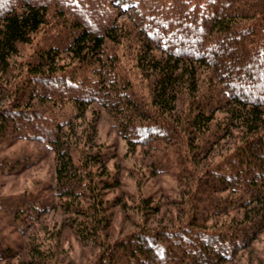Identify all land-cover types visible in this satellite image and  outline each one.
Masks as SVG:
<instances>
[{
  "label": "trees",
  "instance_id": "obj_1",
  "mask_svg": "<svg viewBox=\"0 0 264 264\" xmlns=\"http://www.w3.org/2000/svg\"><path fill=\"white\" fill-rule=\"evenodd\" d=\"M133 1L137 9L135 27L145 36V45L136 55V65L149 79L150 104L158 115L157 125L134 126L133 140L146 143L172 134L173 124L161 118L163 113L171 115L174 112L183 92L193 95L194 111L186 115L188 128L193 129L190 134L202 135L209 131L212 117L208 112L230 105L226 109L227 119L241 129L245 139L231 152L227 165L215 169L206 179L202 177L200 184L189 189L191 195L196 194L194 200L197 203L187 222L176 228L133 231L105 243L94 264L228 262L264 228V0ZM200 2L204 3L201 11ZM110 4L111 0H0V97L7 98L0 106V144L9 141L11 131L17 135L34 132L30 135L45 141L54 150L55 195L62 200L63 211L71 214L69 224L83 238L94 240L108 222L104 190L115 186L117 177L102 172L105 159L97 151L81 154L80 163H88L90 168H79L81 166L72 158V149L67 146L68 136L60 140L65 124L57 121L55 125L42 128L38 120L47 117L30 106L33 100L46 101L44 112L49 115L56 100L48 92V86L50 90L63 93L68 91L63 90V86L75 87L73 80L58 76L55 67H47L51 62L55 64L61 50L67 52L70 59L91 61L106 70L118 68L116 55H109L106 43H121L120 29L125 25L113 20ZM51 7L71 16L62 20V29L70 32L69 40L62 47L48 46L40 51L37 61L26 64L28 74L8 84L5 71L12 56L17 54L19 45L28 43L32 35L49 22ZM87 23L93 28L86 26ZM152 42L164 55L157 56L150 51ZM234 63L243 65L240 70L235 66L230 69ZM203 65L214 71L221 83L224 101L217 99L210 103L211 98L194 101V95L199 91L197 71ZM116 79H98L100 99L92 90L88 92L90 94L74 96L75 106L79 108L81 104L97 100L114 110L132 108L138 112L136 100L127 93L124 82L118 83ZM39 86H47L45 93L38 90ZM256 88L258 92L252 94ZM34 122L37 127L23 130ZM93 166L98 174L92 171ZM224 168L229 172L221 171ZM83 188L87 193L85 205L79 201ZM217 191L228 193L217 197ZM151 202L150 197H143L139 208H157ZM199 202H204L203 208L199 207ZM229 208L242 211L239 215L235 211L229 221L220 220L217 226L219 220L214 219L215 216L226 215ZM208 222H211L210 226H207ZM12 250L9 245L0 244V259L10 256ZM48 259L50 257L40 247L30 248L32 264H49Z\"/></svg>",
  "mask_w": 264,
  "mask_h": 264
},
{
  "label": "rangeland",
  "instance_id": "obj_2",
  "mask_svg": "<svg viewBox=\"0 0 264 264\" xmlns=\"http://www.w3.org/2000/svg\"><path fill=\"white\" fill-rule=\"evenodd\" d=\"M110 5L114 11L113 20L125 25L120 29L121 43H106L109 55H116L118 68L106 70L91 61L70 59L68 53L61 50L55 64L51 62L47 67H55L56 74L63 79L73 80L75 87L63 86V90H68L63 93L57 89L50 90L48 86V92L56 100L50 116L44 112L48 102L33 100L30 106L47 117L38 120L42 128L55 125L57 121L65 124L60 140L68 136L67 146L72 149V158L82 170L85 167L89 169L90 165L80 163L81 154L90 151L103 154L105 168L102 166L100 172L103 168V173L109 172L117 177V184L103 193L107 200V225L97 232L98 240L79 235L77 229L69 224L71 214L63 211L62 200L55 195L54 150L38 137L17 135L11 131L9 141L0 144V244L9 245L13 250L10 256L0 259V264H32L30 248L36 246L50 257L49 264H94L102 245L109 241L123 238L133 231L162 230L183 225L197 203L194 200L196 194L191 195L192 190L189 189L196 187L202 177H207L203 173L209 175L227 165L231 152L245 139L241 136V129L227 119L226 109L230 105L208 112L212 117L209 131L202 135L190 134L193 129L188 128L186 115L194 111L193 95L183 92L174 112L171 115L163 113L164 117L161 118L173 124L175 129L172 134L146 143L135 142L133 127L157 125L158 116L150 104L149 79L136 65V55L145 45V36L135 27V1L111 0ZM202 5L204 3L200 2V11ZM48 14L49 22L41 26L28 43L19 45L17 54L12 56L10 66L5 71L8 84L28 74L26 64L37 61L40 51L48 49V46L62 47L69 40L70 32L62 29V20L71 16L58 13L55 7L49 8ZM86 26L93 28L89 23ZM149 45L155 55H164L155 43ZM241 64L234 63L229 68L235 66L240 70ZM197 72L199 91L194 95V101L208 98H211L210 103H215L217 99L224 101L221 83L217 81L212 68L203 65L198 67ZM106 77H115L118 83L124 82L125 90L136 100L138 112L132 108L114 110L97 100L81 104L79 108L75 106L74 96L80 97L92 90L100 99L97 80ZM38 90L45 93L47 86H39ZM257 92L258 88L251 91L252 94ZM5 98L0 97V106L7 100ZM23 119L25 121L26 118ZM32 126L37 127L34 122L23 130L29 131ZM29 133L33 135L34 132ZM165 133L169 131L165 130ZM227 168L221 171L229 172ZM92 171L98 174L95 166ZM81 191L79 201L85 205L87 193L84 188ZM227 193L217 191L215 195L223 197ZM147 196L152 206L156 205L157 208H139L140 200ZM199 203V207L203 208L204 202ZM29 207L31 210L25 212ZM236 210L229 208L226 215H216L214 219L219 220L217 225L220 220L229 221ZM19 213L20 217H16ZM210 225L211 222H208L207 226ZM222 264H264V228L247 247Z\"/></svg>",
  "mask_w": 264,
  "mask_h": 264
},
{
  "label": "bare ground",
  "instance_id": "obj_3",
  "mask_svg": "<svg viewBox=\"0 0 264 264\" xmlns=\"http://www.w3.org/2000/svg\"><path fill=\"white\" fill-rule=\"evenodd\" d=\"M29 135H30V134H29ZM30 136H31V135H30ZM31 137H32V136H31ZM245 137H246V136H245ZM248 137H249V135H248ZM250 137H251V136H250ZM255 139H256V138H255ZM240 142H242V141H240ZM244 142H245V141H244ZM240 144L242 145V143H240ZM229 153H230V152H229ZM28 156H29V155H28ZM14 160H15V159H14ZM20 163H21V162H20ZM216 164H217V163H216ZM13 165H14V163H13ZM188 165H189V164H188ZM209 165H210V164H209ZM213 165H214V164H213ZM9 166H10V165H9ZM9 166H8V167H9ZM191 166H192V165H191ZM1 167H2V166H1ZM206 167H207V166H206ZM211 168H212V167H211ZM203 170H204V169H203ZM7 172H8V171H7ZM201 172H202V171H201ZM200 174H201V173H200ZM205 176H207V175H205ZM187 177H188V176H187ZM195 178H196V177H195ZM205 179H206V178H205ZM199 184H200V183H199ZM190 185H191V184H190ZM196 185H197V183H196ZM196 185H195V186H196ZM189 187H190V186H189ZM191 188H192V187H191ZM195 189H196V188H195ZM194 193H195V192H194ZM140 195H141V194H140ZM142 196H143V195H142ZM173 196H174V195H173ZM140 198H141V197H140ZM188 198H189V197H188ZM135 202H136V201H135ZM150 204H151V203H150ZM183 204H184V203H183ZM180 205H181V204H180ZM139 213H140V212H139ZM246 222H247V221H246ZM244 225H245V224H244ZM217 226H218V225H217ZM239 226H240V224H239ZM239 226H238V227H239ZM198 227H199V226H198ZM241 227H242V226H241ZM251 227H252V226H251ZM251 227H250V228H251ZM211 228H212V227H211ZM211 228H210V229H211ZM216 228H217V227H216ZM247 229H248V228H247ZM200 230H202V229H200ZM204 230H205V229H204ZM233 230H234V229H233ZM243 230H244V229H243ZM250 230H251V229H250ZM250 230H248V231H250ZM253 230H254V229H253ZM216 231H217V230H216ZM216 231H215V232H216ZM254 232H255V231H254ZM208 233H209V231H208ZM243 234H244V233H243ZM247 234H248V233H247ZM250 234H251V233H250ZM245 235H246V234H245ZM248 235H249V234H248ZM220 238H221V237H220ZM245 238H247V237H245ZM221 239H222V238H221ZM112 240H113V239H112ZM1 241H2V240H1ZM220 241H221V240H220ZM109 242H110V241H109ZM111 242H112V241H111ZM219 243H220V242H219ZM210 244H211V243H210ZM236 245H237V244H236ZM248 245H249V244H248ZM26 251H27V250H26ZM218 255H219V254H218Z\"/></svg>",
  "mask_w": 264,
  "mask_h": 264
}]
</instances>
